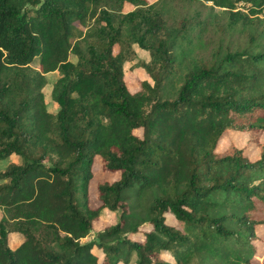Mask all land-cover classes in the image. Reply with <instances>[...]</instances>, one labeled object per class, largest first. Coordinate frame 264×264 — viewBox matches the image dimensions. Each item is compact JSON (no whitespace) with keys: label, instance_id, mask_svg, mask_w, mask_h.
Masks as SVG:
<instances>
[{"label":"trees","instance_id":"1","mask_svg":"<svg viewBox=\"0 0 264 264\" xmlns=\"http://www.w3.org/2000/svg\"><path fill=\"white\" fill-rule=\"evenodd\" d=\"M159 1L0 0V160L20 159L0 169V264H264V0L169 21ZM133 59L150 81L130 91ZM228 130L258 156L217 150ZM95 158L117 176L90 206ZM103 208L118 219L94 230Z\"/></svg>","mask_w":264,"mask_h":264},{"label":"rangeland","instance_id":"2","mask_svg":"<svg viewBox=\"0 0 264 264\" xmlns=\"http://www.w3.org/2000/svg\"><path fill=\"white\" fill-rule=\"evenodd\" d=\"M154 1V0H149ZM160 4L164 6V15L165 18H168V21L173 16H179L180 14H184L185 11L190 12L191 9H194L199 4L197 2H190L187 0H160ZM208 4V2H205ZM129 6L125 5V9H128ZM210 34H205L202 38H209ZM236 41L240 39L235 38ZM139 58L147 59L148 56L146 52H143L139 49L136 50ZM135 61V59L130 61H124L122 64V69L124 71V81L127 85L128 90L133 91L138 87V81L141 79H147V76L142 68L140 67H131L130 65ZM33 65V64H32ZM130 66V67H129ZM46 83L41 88L43 93V99L48 111L54 112L57 108L56 103L51 99L50 90L53 81L55 80L57 73L56 71H49L45 74ZM150 81L149 79H147ZM136 134L140 133L139 129L134 131ZM258 140L261 142L264 140V132H261L258 135ZM231 143L234 146L241 148L243 150V154H245L249 159L253 160L258 156L259 148L256 143H253L251 138L249 137L247 132L226 131L221 138L219 139L216 149L221 151ZM20 159L15 154H10L5 159L0 160V169H2L8 162L19 163ZM92 176L88 181L87 185V200L90 206H96L98 204V199L96 197V183L101 180L110 181L115 179L117 176V172H108L101 167L100 161L98 158L93 160L92 166ZM2 215V210L0 209V216ZM167 220L170 222H174V219L171 216H166ZM117 213L115 211L107 210L106 208L101 209L99 213L98 220L96 219L94 222V230L101 229L108 225L109 223H115L117 221ZM255 233L258 235L257 237H253L250 241L254 245L256 249L255 256L258 258H262L264 256V227L260 225H255L254 227ZM93 236V233L87 234L84 239H89ZM22 240V236L17 233L10 231L7 233V244L10 248H14L19 242ZM98 253V252H97ZM160 256L168 261H172L171 257L166 252H161ZM260 260V259H259ZM262 260V259H261Z\"/></svg>","mask_w":264,"mask_h":264}]
</instances>
